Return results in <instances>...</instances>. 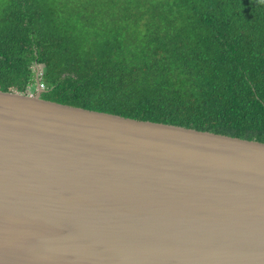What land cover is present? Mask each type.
Instances as JSON below:
<instances>
[{
  "label": "water",
  "instance_id": "obj_1",
  "mask_svg": "<svg viewBox=\"0 0 264 264\" xmlns=\"http://www.w3.org/2000/svg\"><path fill=\"white\" fill-rule=\"evenodd\" d=\"M0 264H264V143L0 92Z\"/></svg>",
  "mask_w": 264,
  "mask_h": 264
},
{
  "label": "trees",
  "instance_id": "obj_2",
  "mask_svg": "<svg viewBox=\"0 0 264 264\" xmlns=\"http://www.w3.org/2000/svg\"><path fill=\"white\" fill-rule=\"evenodd\" d=\"M264 143V0H0V92Z\"/></svg>",
  "mask_w": 264,
  "mask_h": 264
},
{
  "label": "rangeland",
  "instance_id": "obj_3",
  "mask_svg": "<svg viewBox=\"0 0 264 264\" xmlns=\"http://www.w3.org/2000/svg\"><path fill=\"white\" fill-rule=\"evenodd\" d=\"M39 89H40L39 84H37L34 91H33V89H31L29 91L30 92L29 95H35L36 93H38L40 91Z\"/></svg>",
  "mask_w": 264,
  "mask_h": 264
},
{
  "label": "built area",
  "instance_id": "obj_4",
  "mask_svg": "<svg viewBox=\"0 0 264 264\" xmlns=\"http://www.w3.org/2000/svg\"><path fill=\"white\" fill-rule=\"evenodd\" d=\"M39 87H40V91L43 89V85L42 84H39Z\"/></svg>",
  "mask_w": 264,
  "mask_h": 264
},
{
  "label": "crops",
  "instance_id": "obj_5",
  "mask_svg": "<svg viewBox=\"0 0 264 264\" xmlns=\"http://www.w3.org/2000/svg\"><path fill=\"white\" fill-rule=\"evenodd\" d=\"M42 91V90H41Z\"/></svg>",
  "mask_w": 264,
  "mask_h": 264
}]
</instances>
